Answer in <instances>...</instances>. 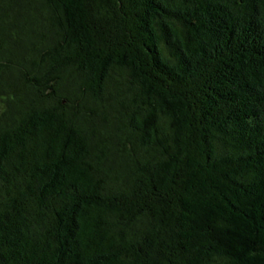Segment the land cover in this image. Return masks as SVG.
<instances>
[{
	"label": "trees",
	"instance_id": "obj_1",
	"mask_svg": "<svg viewBox=\"0 0 264 264\" xmlns=\"http://www.w3.org/2000/svg\"><path fill=\"white\" fill-rule=\"evenodd\" d=\"M0 264H264V0H0Z\"/></svg>",
	"mask_w": 264,
	"mask_h": 264
}]
</instances>
